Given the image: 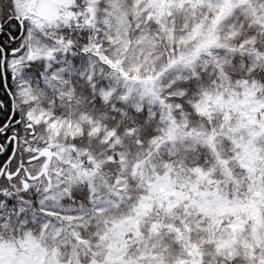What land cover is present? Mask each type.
<instances>
[{"label": "snow or ice", "instance_id": "6c2138e0", "mask_svg": "<svg viewBox=\"0 0 264 264\" xmlns=\"http://www.w3.org/2000/svg\"><path fill=\"white\" fill-rule=\"evenodd\" d=\"M0 264H264V0H0Z\"/></svg>", "mask_w": 264, "mask_h": 264}]
</instances>
